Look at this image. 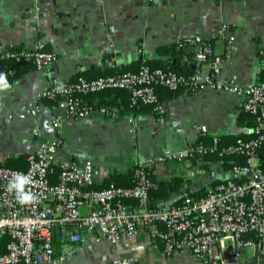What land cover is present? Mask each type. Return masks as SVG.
Returning a JSON list of instances; mask_svg holds the SVG:
<instances>
[{
  "label": "crops",
  "instance_id": "1",
  "mask_svg": "<svg viewBox=\"0 0 264 264\" xmlns=\"http://www.w3.org/2000/svg\"><path fill=\"white\" fill-rule=\"evenodd\" d=\"M191 39L209 41L214 53L223 58V75H237L240 84L264 81V0H0V45L22 48L43 43L56 54L50 76L59 80L77 74L94 78L102 71L135 68L144 60H160L184 70L188 64L209 72L208 62H191L190 55L198 48L196 43L190 45ZM183 41L187 54L180 55L177 44ZM167 46H173V51ZM12 69V76L0 77V157L15 161L37 151L42 142L58 140L57 160L91 162L97 170L96 188L110 184L112 173L126 174L137 160L175 153L212 137H219L224 145L251 133L253 122L243 111L242 97L210 88L160 90V115L149 107L117 118L93 112L55 128L51 101L36 99L49 75L27 61ZM128 97L126 90H115L85 101L96 106L105 101L121 105ZM31 109L35 114L28 112ZM74 132L99 134L113 144H121L124 138L126 148L116 150V155L78 158L64 148ZM230 168L221 160L203 157L191 163H161L153 173L159 181L182 179L180 188L165 198L173 202L187 193L206 192L229 177ZM81 210L85 212L86 207ZM261 241L256 261L253 248V257L242 264H264V238ZM74 249L67 264H110L117 256H131L135 264H201L186 249L165 256L161 243L145 228L121 237L116 245L86 235Z\"/></svg>",
  "mask_w": 264,
  "mask_h": 264
},
{
  "label": "built area",
  "instance_id": "2",
  "mask_svg": "<svg viewBox=\"0 0 264 264\" xmlns=\"http://www.w3.org/2000/svg\"><path fill=\"white\" fill-rule=\"evenodd\" d=\"M189 43L198 45L190 55L191 62H208L209 72L197 67L185 75L141 63L134 71L94 78L77 75L70 80L50 76L56 54L45 49L43 43L22 48L0 45L1 78L14 73V69L4 68L2 61L31 62L35 69L49 75L47 86L36 99L51 101V124L55 128L93 112L119 117L118 107L96 106L84 99L87 94L108 89L126 90L131 108L154 105L159 113L163 111L157 95L159 87L229 91L242 97L243 111L253 120L250 137H237L224 147L219 146L218 137H212L175 153L137 160L129 186L110 183L96 188L97 170L91 162L57 160L58 140L42 142L37 151L27 154L24 169L0 161V264H67L74 244L86 235L116 245L121 237L141 228L161 243L165 256L186 249L201 264H242L240 248L262 247L264 166L259 164L258 149L264 143V81L240 84L237 75H223V58L209 43L194 39ZM28 112L35 114V109ZM214 152L239 154L243 163L232 164L229 177L202 196L184 195L179 202L151 201L150 190L156 184L150 168L174 161L191 163ZM229 238L232 248L226 249L225 240ZM64 244L72 246L57 249ZM110 264L135 263L131 256H117Z\"/></svg>",
  "mask_w": 264,
  "mask_h": 264
},
{
  "label": "trees",
  "instance_id": "3",
  "mask_svg": "<svg viewBox=\"0 0 264 264\" xmlns=\"http://www.w3.org/2000/svg\"><path fill=\"white\" fill-rule=\"evenodd\" d=\"M204 42L209 43V41H204ZM186 46H187V43L184 42V41L181 42V43H178L177 44V53H179L180 55L187 54V50L185 49ZM165 48L166 49H170V50L173 51V46H167ZM20 63H23V62H20ZM20 63H17V62H14V61H2L1 62V64L5 65L4 68H15V70L20 66ZM141 63L148 64L151 67H161V68H164V69L170 68V69L175 70L176 72L183 73L185 75L190 74L193 71V69H194V68H189L188 64L185 66V70L182 69V68H175L173 65H171L169 63H164V62H162L160 60H144V61H141L140 64ZM140 64L136 65L135 68L133 67V65H129V66L122 67V68H117V69L114 70L115 72H113V73L112 72L106 73L107 71H102V72H99V74L97 76L108 75V74H116L118 72L125 71V70L134 71V70H136L139 67ZM77 75H81V74H77ZM181 89L189 91V90L186 89V87H180V88H178L176 90H169V89H166V88H163V87H159V88H157V92L159 93L160 90H165V91H168L170 93H175L176 91H179ZM115 90H122V89H108V90H105V91H102V92H98V93H95V94L94 93L87 94V95L84 96V99L86 100L87 97L92 96V95H96V94L106 95L109 92L115 91ZM99 105L118 107L120 109V111H121V114L124 112L125 114H129L130 116H133L138 110H140V109H142L144 107H149L152 110V112L160 115V113L155 109L154 105H141L138 108L129 107V97H128L127 101L124 102V104H121V105H117L114 102L112 103V102H108V101H105V102H103L101 104H98L97 106H99ZM247 115L250 117L249 114H247ZM250 119L252 120L251 117H250ZM252 122H253V120H252ZM252 125H253V123H252ZM251 135L252 134L250 133L249 137ZM206 141H208V140H206ZM228 144H230V143H228ZM228 144L222 145L220 143V138H219V146L220 147H224V146H226ZM258 152H259L258 156L261 154V156L259 157V164L264 166V143L261 145V147H259ZM204 157H209V158H214V159H217V160H221V161L224 162L225 165H230V166L232 164H234V163H243V157L241 155H239V154H225V153L219 154L218 152H214V153L207 154ZM24 158L25 157L22 156L18 160H15V161L11 160V162L8 161L5 165H7L9 167H13V168L24 169L25 168V165H24V163H25L24 160L25 159ZM150 169L152 171V179H153V181L156 184V187L150 190V199H151V201L153 203L165 200V198L171 196L172 194H174L176 192L177 189L180 188L181 181H182L181 178L174 177V178H171V179H169L167 181H159L154 176V173H153L154 168H150ZM110 178H111L110 183H113V184L118 185V186H129V185H131L133 183V180H134V167H132L126 174L112 173ZM205 193L206 192H202L200 194L187 193L185 195L199 197V196L204 195ZM180 200H181V198L178 199L177 201L175 200L173 202H179ZM248 236H252V235H246L245 237H248Z\"/></svg>",
  "mask_w": 264,
  "mask_h": 264
},
{
  "label": "rangeland",
  "instance_id": "4",
  "mask_svg": "<svg viewBox=\"0 0 264 264\" xmlns=\"http://www.w3.org/2000/svg\"><path fill=\"white\" fill-rule=\"evenodd\" d=\"M64 148L67 149L68 154L75 155L78 158L87 159L89 156L94 157H104L107 154L113 153L116 155V150H123L126 148L125 141L121 144L107 143L104 138H101L99 134H82L79 132L71 133L64 144ZM0 161L4 164L7 162L0 157ZM11 162V160H9ZM6 162V163H5ZM225 248L230 249L231 239L225 240ZM240 254L242 261L249 260L253 257L252 247H242L240 248Z\"/></svg>",
  "mask_w": 264,
  "mask_h": 264
},
{
  "label": "water",
  "instance_id": "5",
  "mask_svg": "<svg viewBox=\"0 0 264 264\" xmlns=\"http://www.w3.org/2000/svg\"><path fill=\"white\" fill-rule=\"evenodd\" d=\"M262 247H255V252H254V261H256L257 259V255H258V251L259 249H261Z\"/></svg>",
  "mask_w": 264,
  "mask_h": 264
}]
</instances>
